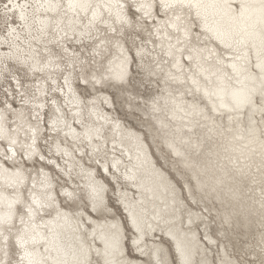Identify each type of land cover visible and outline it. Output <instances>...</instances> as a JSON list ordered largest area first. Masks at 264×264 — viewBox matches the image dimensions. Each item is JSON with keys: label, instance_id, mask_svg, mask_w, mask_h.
<instances>
[{"label": "snow or ice", "instance_id": "snow-or-ice-1", "mask_svg": "<svg viewBox=\"0 0 264 264\" xmlns=\"http://www.w3.org/2000/svg\"><path fill=\"white\" fill-rule=\"evenodd\" d=\"M0 264H264V0H0Z\"/></svg>", "mask_w": 264, "mask_h": 264}]
</instances>
